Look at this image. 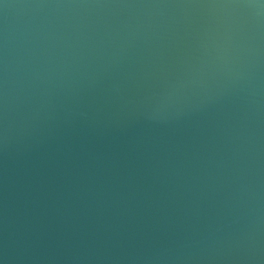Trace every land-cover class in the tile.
Here are the masks:
<instances>
[{"label":"clouds","instance_id":"obj_1","mask_svg":"<svg viewBox=\"0 0 264 264\" xmlns=\"http://www.w3.org/2000/svg\"><path fill=\"white\" fill-rule=\"evenodd\" d=\"M0 264H264V0H0Z\"/></svg>","mask_w":264,"mask_h":264}]
</instances>
